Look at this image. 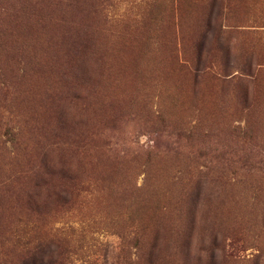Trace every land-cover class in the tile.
<instances>
[{
    "label": "rangeland",
    "instance_id": "obj_1",
    "mask_svg": "<svg viewBox=\"0 0 264 264\" xmlns=\"http://www.w3.org/2000/svg\"><path fill=\"white\" fill-rule=\"evenodd\" d=\"M40 242L264 264V0H0V264Z\"/></svg>",
    "mask_w": 264,
    "mask_h": 264
},
{
    "label": "trees",
    "instance_id": "obj_2",
    "mask_svg": "<svg viewBox=\"0 0 264 264\" xmlns=\"http://www.w3.org/2000/svg\"><path fill=\"white\" fill-rule=\"evenodd\" d=\"M61 233H66V232L61 231ZM22 246L24 247L28 246V242L22 243ZM45 248L46 246H43L42 242L38 243L37 245L33 244L30 248H28L25 251L20 264H68L66 261L64 262L59 261L60 254H57L56 257H54L49 261H45V257L48 254L52 255V253L54 252L53 251L51 253L49 250Z\"/></svg>",
    "mask_w": 264,
    "mask_h": 264
}]
</instances>
